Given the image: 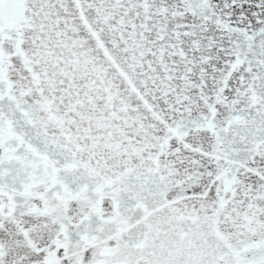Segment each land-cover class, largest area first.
<instances>
[{
  "label": "snow or ice",
  "instance_id": "6c2138e0",
  "mask_svg": "<svg viewBox=\"0 0 264 264\" xmlns=\"http://www.w3.org/2000/svg\"><path fill=\"white\" fill-rule=\"evenodd\" d=\"M0 264H264V0H0Z\"/></svg>",
  "mask_w": 264,
  "mask_h": 264
}]
</instances>
